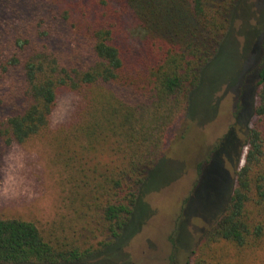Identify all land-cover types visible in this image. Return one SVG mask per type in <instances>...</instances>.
<instances>
[{
    "label": "trees",
    "instance_id": "trees-1",
    "mask_svg": "<svg viewBox=\"0 0 264 264\" xmlns=\"http://www.w3.org/2000/svg\"><path fill=\"white\" fill-rule=\"evenodd\" d=\"M98 1L16 0L17 17L0 23V80L11 82L0 106V146L46 139L65 175L68 210L48 229L0 216V264L82 261L125 235L168 131L190 114L204 68L230 38L243 2ZM261 66L244 164L188 264H247V251L264 246ZM63 89L80 93L81 105L54 130Z\"/></svg>",
    "mask_w": 264,
    "mask_h": 264
},
{
    "label": "rangeland",
    "instance_id": "rangeland-1",
    "mask_svg": "<svg viewBox=\"0 0 264 264\" xmlns=\"http://www.w3.org/2000/svg\"><path fill=\"white\" fill-rule=\"evenodd\" d=\"M33 1L20 3L26 6ZM82 1L93 7L100 3ZM16 4V0H0L1 27L8 17H17ZM231 28L230 38L204 68L201 84L192 95L190 114L168 131L162 160L148 180L141 195L143 205L125 235L88 259L60 264H188L230 198L235 172L244 164L247 148L242 146L255 120L256 97L254 92L251 109L243 113L236 84L247 68L253 72L260 66V56L253 50L264 34V0H243ZM133 33L142 36L137 28ZM257 83L253 78L250 88L256 90ZM10 84L0 80V106ZM81 100L80 93L61 90L51 128L57 130L73 120ZM260 125L264 129V118ZM230 131L235 135H229ZM235 138L239 145L232 148L237 151L232 161L224 150ZM64 178L46 139L0 146V216L50 228L68 211L63 201ZM247 258V264L263 262L264 246L257 253L247 251Z\"/></svg>",
    "mask_w": 264,
    "mask_h": 264
},
{
    "label": "flooded vegetation",
    "instance_id": "flooded-vegetation-1",
    "mask_svg": "<svg viewBox=\"0 0 264 264\" xmlns=\"http://www.w3.org/2000/svg\"><path fill=\"white\" fill-rule=\"evenodd\" d=\"M253 35V34H252ZM251 35V36H252ZM251 36L249 37V43L251 44L252 38ZM254 53H258L259 59H257V61L259 62L260 66L252 72L251 69L247 68L242 76V79L240 81V83L237 82L236 86L238 88V93L240 94V98L243 100V107L242 112L246 114V112L248 110L251 109L252 106V99L254 96V92L255 90L253 88H250V83L253 82V78H255L256 80H259V72L261 70V65L263 64V60H264V34L262 33V35H260L257 39V42L255 43V47L253 50ZM254 60V58H253ZM241 114V113H240ZM245 114L241 115L244 116ZM234 134V133H232ZM235 135V134H234ZM237 137V135H236ZM239 140L237 138L234 139V142L231 146L227 147L224 152H226V156L228 157V159L233 161V155H236V153L233 151V147L234 146H238L239 145Z\"/></svg>",
    "mask_w": 264,
    "mask_h": 264
}]
</instances>
